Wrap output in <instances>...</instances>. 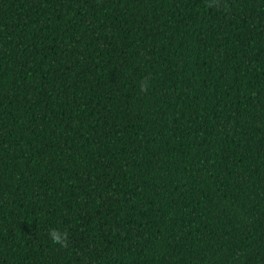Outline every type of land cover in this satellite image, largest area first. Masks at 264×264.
<instances>
[{
  "label": "trees",
  "instance_id": "16d2710c",
  "mask_svg": "<svg viewBox=\"0 0 264 264\" xmlns=\"http://www.w3.org/2000/svg\"><path fill=\"white\" fill-rule=\"evenodd\" d=\"M0 264H264V0H0Z\"/></svg>",
  "mask_w": 264,
  "mask_h": 264
},
{
  "label": "clouds",
  "instance_id": "9594fccd",
  "mask_svg": "<svg viewBox=\"0 0 264 264\" xmlns=\"http://www.w3.org/2000/svg\"><path fill=\"white\" fill-rule=\"evenodd\" d=\"M140 87H141V91H143L144 90V85L141 84ZM49 234H50V237H51L52 241L59 242L61 244H63L65 242V240H64V237L66 235L65 233L58 232L56 229H51Z\"/></svg>",
  "mask_w": 264,
  "mask_h": 264
}]
</instances>
